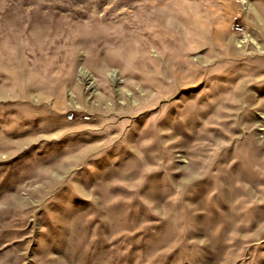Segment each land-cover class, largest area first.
Here are the masks:
<instances>
[{"label":"rangeland","instance_id":"rangeland-1","mask_svg":"<svg viewBox=\"0 0 264 264\" xmlns=\"http://www.w3.org/2000/svg\"><path fill=\"white\" fill-rule=\"evenodd\" d=\"M0 264H264V0H0Z\"/></svg>","mask_w":264,"mask_h":264}]
</instances>
